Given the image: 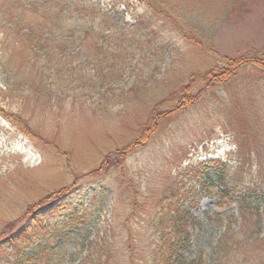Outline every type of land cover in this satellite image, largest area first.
Instances as JSON below:
<instances>
[{
  "label": "rangeland",
  "instance_id": "rangeland-1",
  "mask_svg": "<svg viewBox=\"0 0 264 264\" xmlns=\"http://www.w3.org/2000/svg\"><path fill=\"white\" fill-rule=\"evenodd\" d=\"M8 1L39 8L68 0ZM8 1L0 0V257L12 253L5 249L14 244L9 236L32 210L83 184L72 190L71 207L56 220L41 221L43 230L74 222L66 235L48 240L55 253H43L34 264H144L142 250H125L120 235L106 255L95 234L108 223L116 224L118 234L125 228L137 234L145 211L130 199L140 203L160 194L173 164L228 157L234 141L224 126L232 129L234 117L244 125L241 113L247 112L240 107L250 97L229 83L212 85L209 76L227 59L264 57V0H148L167 11L158 18L155 37L146 40L139 36L138 20L148 15L141 0H77L100 4L106 18L117 10L118 26L125 30L90 31L82 45L62 49L51 43L36 52L22 45L18 36L24 31L6 28L2 7ZM24 13L29 22L40 19ZM170 13L175 22L166 19ZM258 64L241 66L239 78L264 76ZM259 113L252 111L258 120L250 124L259 121L264 132ZM260 141L263 145L264 135ZM135 143L122 163L113 165L117 152ZM254 159V168H235L231 162L229 176L245 186L264 184V157ZM215 199L203 188L192 200L185 255L199 245L209 250L210 232L219 224L212 218ZM226 209L224 204L219 210ZM78 217L89 221L77 223ZM85 231L91 238L87 245ZM30 232L32 241L24 238L13 248L39 242L46 231L31 227Z\"/></svg>",
  "mask_w": 264,
  "mask_h": 264
},
{
  "label": "trees",
  "instance_id": "trees-1",
  "mask_svg": "<svg viewBox=\"0 0 264 264\" xmlns=\"http://www.w3.org/2000/svg\"><path fill=\"white\" fill-rule=\"evenodd\" d=\"M125 3L122 2L120 5L126 6ZM141 3L146 7L148 15L145 13L138 20L143 24L139 36L146 40L150 35V39H152L156 33H154V28L156 30L157 25L162 21L158 18L163 14V11H167V8L160 7H165L162 4L155 6L152 1L149 2L148 0H141ZM28 4H23L22 1L16 3L8 1V5L2 7V14L9 31L17 29L19 32H26L20 34L18 38H21L22 45L30 48L32 52L44 50L51 43L62 49L73 45V43L82 45L81 43H84L83 38L90 31L111 30L113 28L125 30V28L118 26L117 10L114 11V17L106 18L107 12L100 4L80 5L77 0L54 1L49 4H40L39 8L30 7L31 4ZM13 9L15 11L20 10L21 13L14 14ZM127 9L126 6L125 10ZM25 11L36 13L40 19L29 22L26 19ZM118 11L120 10L118 9ZM102 15L104 19H102ZM152 17L156 20H152ZM165 17L167 20L173 18L174 21H172H176L172 13L165 14ZM63 38L72 39V41ZM257 63H260L258 64L260 65L259 69L264 73V57L247 55L241 58L239 62L236 59H227L225 62L227 66L217 67L219 70L209 76V79L214 81L212 85L229 83V85L235 86V91H247L248 97H250L248 100L242 99L244 105L240 107L243 108L244 112H247L241 113L244 117V125L238 122V118L234 117L229 122L232 129L227 130L231 127L224 126L226 133L234 141V148L228 157L193 159L188 163L179 162L170 166L169 179L162 185L160 194H151L154 196V198L150 197L153 198L151 201L149 198H145L140 203L138 198L136 200L130 199L135 208L141 207L138 211H145V214L140 218L141 222L137 234L132 233L131 228L125 227L127 232L122 231L118 234L116 224L113 223H108L107 227L98 230V233L95 234L98 243L105 244V251L103 250V252L106 255L112 251V246L115 244L113 240L120 235L122 238L121 246L125 250L128 252L135 250V248L142 250L144 264H264V184L245 186L238 179L234 181L228 172L231 162L235 168H254L257 167L254 158L260 160L264 157V144L261 145L260 141L264 132L258 129V127L260 128L259 121H255L257 126L250 124L252 120H258V117L252 114V111L257 109L260 111L259 115L262 113V117L259 119L264 122V86H260L261 84L264 85V76H248L240 79L238 73L241 66ZM238 81L244 82L241 85H236ZM138 143L118 151L112 161L113 165L122 163L124 156ZM82 187L83 184H78L70 190L60 191L54 194L50 200L39 205L35 211L32 210L26 216L27 220L20 227L15 228L9 237L12 238L14 244L24 238L29 241L28 237H31L32 241L31 227L46 231L45 236H40L39 242H33L25 247L13 248L14 244H10L5 249L11 250L12 253L6 255L5 258L0 257V264H34V260H37L39 256L43 257L41 256L43 253H55L48 240L56 241L60 236L66 235L65 230L70 225L68 223L74 221L64 222L62 226H59L58 223L51 230H43L41 221H46V218L56 220V217L66 211L64 209L72 206V196H70L72 190L82 189ZM203 188L208 189L216 196V210L212 213V218L213 216L216 217L219 224H215L210 232V240L207 244L209 250L199 245L188 256L183 251L189 243V228L193 219L191 204L197 192ZM82 191L86 195L85 190ZM147 195L150 196V193ZM224 204L228 209L222 212L219 209ZM77 209L80 208L75 210ZM101 210H104V207ZM76 219H78L77 223L84 225L89 221L88 217ZM84 229L87 230L86 227ZM85 233L87 236L84 242L86 241L87 245V243H91L89 240L91 238H89L87 231ZM123 242L124 244L126 242V245L123 246ZM35 243H37L36 246ZM0 249L4 250L3 246H0ZM131 255L129 256L133 260V255Z\"/></svg>",
  "mask_w": 264,
  "mask_h": 264
}]
</instances>
